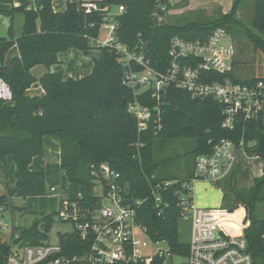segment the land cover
<instances>
[{
    "label": "trees",
    "instance_id": "trees-1",
    "mask_svg": "<svg viewBox=\"0 0 264 264\" xmlns=\"http://www.w3.org/2000/svg\"><path fill=\"white\" fill-rule=\"evenodd\" d=\"M83 1L66 0V9L56 11L53 0H43L40 10L14 6V0H0V3L12 4L11 9L0 11V24L2 17L11 18L8 36L0 37V77L12 91L9 102L0 100V180L9 155L14 157L17 168V174L5 182L6 192L0 196L1 208L14 209L11 199L15 196L46 194L45 172L30 168L35 156L46 154V135L60 143V168L69 183L79 186L81 200L87 204L97 202L91 175L93 165L108 162L120 172L122 180L129 183L134 195L146 196L150 182L180 178L162 172L167 158L156 160L159 142L179 138L194 140V146L187 154L197 156L209 153L213 144L222 137L238 140L244 134L247 142L258 139V132L264 131L262 113L251 120L240 118L234 130L225 129L222 126V107L214 98H195L189 91L173 86L162 94L161 128L150 126L139 129L138 119L128 111L127 102L124 101L131 100L134 92L122 82L124 66L115 46H93L91 42L93 37L99 35L106 13L101 10L87 12L82 7ZM93 1H97L101 7H125V11L116 16L119 21L118 41L132 50L144 45L152 66L160 70L169 64L168 50L173 36L191 39L205 36L218 26L227 27L230 33L233 25L244 27L237 18L243 0H234L231 11L221 14L212 23L191 22L186 25L159 21L153 15L158 7L157 0ZM172 7L168 3L167 11ZM167 11L160 13L165 16ZM17 14L24 16L23 32L19 37L14 34L13 26ZM251 25L253 30L244 27L246 36L257 50L264 53V0H254ZM14 45L18 46L20 56L6 65L5 55ZM72 47L84 53L93 47L100 51L90 74L65 79L62 72H47L38 79L31 72L35 65L50 67L58 63V53ZM134 69H138L137 66L134 65ZM209 74L213 79L225 76ZM230 76L242 83L264 81V75L242 78L231 73ZM36 82H40L45 91L41 96L27 93L28 88ZM139 99L145 104L155 103V98L150 95H141ZM246 152L249 155L257 154L255 146H246ZM237 175L235 165L218 185L224 186L223 199L231 202V207L238 204L246 207L247 217L251 221L245 230L249 251L254 264H264V217L258 215L259 205L264 203V166L262 176L255 178L250 187H238ZM173 194V190L163 192L164 199L170 201V205L161 216L156 214L153 201H147L141 209V220L152 238H165L175 253L186 255L189 247L179 239L181 213ZM243 212L241 208L222 216L234 233ZM55 215L56 212H51L39 219L42 228L38 227L35 235L27 228L20 229L22 238L30 244L44 243L49 237ZM60 244L63 254L73 255L87 249L90 240H83L76 231H70L60 235ZM7 252V243L0 241V264H6Z\"/></svg>",
    "mask_w": 264,
    "mask_h": 264
},
{
    "label": "built area",
    "instance_id": "built-area-1",
    "mask_svg": "<svg viewBox=\"0 0 264 264\" xmlns=\"http://www.w3.org/2000/svg\"><path fill=\"white\" fill-rule=\"evenodd\" d=\"M175 1L183 0H157L158 7L153 15L163 21L164 15L160 11H167L168 3L173 4ZM114 6L117 11H112V6L101 7L93 0H84L82 3L87 12L101 10L106 13L99 35L93 37L91 42L93 46H115L124 66L122 82L134 92L133 98L127 101L128 111L138 119L139 129L150 126L161 128L162 94L172 86L189 91L195 98H214L222 107V126L225 129L234 130L240 118L255 119L263 112L264 81L242 83L230 76L231 73L236 74L237 45L227 27L218 26L205 36L191 39L173 36L168 50L169 64L160 70L152 66L144 45L132 50L118 41L119 21L116 16L122 14L125 7ZM134 65L138 69H134ZM210 72L225 76L213 79ZM141 95H150L155 98V103H143L139 99ZM11 99L12 91L0 77V100L9 102ZM256 145L257 140L247 142L244 134L238 140L222 137L213 144L209 153H200L195 157L190 177L150 182L149 194L146 196L134 195L129 183L123 181L120 172L108 162L93 165L91 175L94 196L97 198L95 204L82 201L81 193L79 197L73 198L57 185L49 187L50 193L60 196L57 217L72 224L71 231H76L83 240H90L87 249L65 255L60 242L30 244L22 238L17 222L0 220V241L8 245L5 262L254 264L245 235L250 225L247 212L244 210L237 232L234 233L222 216L239 209L201 206L195 194L199 182L218 184L233 170L240 152H246V146ZM169 190H173L177 199L181 220L186 218L191 221V240L187 243L189 250L186 255L175 253L167 239L152 238L148 227L141 220V209L149 200L153 201L156 214H163L170 205V201L164 199L163 192ZM4 210L0 207V214Z\"/></svg>",
    "mask_w": 264,
    "mask_h": 264
},
{
    "label": "rangeland",
    "instance_id": "rangeland-1",
    "mask_svg": "<svg viewBox=\"0 0 264 264\" xmlns=\"http://www.w3.org/2000/svg\"><path fill=\"white\" fill-rule=\"evenodd\" d=\"M212 1L214 0H209V2ZM190 2H192V0H190ZM181 6L183 7L185 5L180 4L179 7ZM176 8H178V6ZM112 11H117V8L113 7ZM253 16L254 0H243L237 12V18L242 22L244 27H250L253 30L251 25ZM219 17L220 11H218V9H213L212 5L200 3L199 5L192 6L191 10L179 15H166L163 21L178 25H186L191 22L205 24L212 23ZM244 27L241 25H233V30L231 31L232 38L237 43L238 47L235 66L236 74L242 78L263 75L264 53L261 50H257L255 46L249 41ZM1 34L7 36L5 23L0 27V36ZM91 50H97V48L93 47ZM194 143V140L184 138L174 139L165 143L159 142L156 160L162 161L163 158H167V161L164 163L165 166H162V172L171 174L175 177H188L193 171L196 155L190 153L187 154V152L193 148ZM242 156L243 155L241 154L240 158H242ZM57 169L58 174L60 172V165ZM59 178V180L56 182H62V187L59 186L61 190L66 191L69 197H79L80 189L78 185L69 183L65 174L61 176L59 174ZM50 183H52L51 180L47 179V191L44 195L13 197L11 199V203L14 209L11 207L5 209L3 213L0 214V220L8 223L15 221L20 226V229H29L36 220L41 219L48 213L57 211L60 196L59 194H53L49 192ZM223 190L224 186H219L218 184L209 181L199 182L196 187L195 195L197 201H199L201 205L205 207L222 206L230 210L242 208L247 212L246 207L243 204H238L237 206L231 207V202L224 201ZM5 192V185L0 180V196L5 194ZM258 215L260 217H264V203L259 205ZM39 228L41 229L42 226L40 225ZM72 228V224L61 221L57 215H55L54 223L52 224L49 231V237L44 242L47 244H58L60 242V235L70 232ZM191 233V221L186 218L180 220L179 239L188 243L191 240ZM7 238L8 237H4V239ZM153 249L154 248H152V250Z\"/></svg>",
    "mask_w": 264,
    "mask_h": 264
},
{
    "label": "crops",
    "instance_id": "crops-1",
    "mask_svg": "<svg viewBox=\"0 0 264 264\" xmlns=\"http://www.w3.org/2000/svg\"><path fill=\"white\" fill-rule=\"evenodd\" d=\"M180 1L174 2L173 7L165 14L166 15H179L188 10H191L192 6L199 5L200 3H204L205 5H212L213 9H218L220 11V15L224 13H228L231 11L234 0H214L209 2V0H188L186 3H183L185 6L179 7V5H175ZM182 4V5H183ZM14 6H24L26 9L32 10H40L43 7V0H14ZM67 2L66 0H53V7L56 11H63L66 9ZM178 6V8H176ZM12 4L9 3H0V11L11 9ZM115 6H112V8ZM164 16V18H165ZM6 24V32L8 36V29L11 25L10 17H2V24ZM14 26V34L16 37H19L23 32L24 27V16L22 14H17L13 21ZM1 36H4V34ZM0 36V37H1ZM100 54V51L91 50L88 53H84L82 50L78 48H70L58 53L59 62L51 65L50 67L44 64H38L32 67L31 72L34 76L40 79L47 72H62L65 79L68 78H78L84 77L90 74L93 70L94 60ZM238 54V48H237ZM20 56V51L17 45L12 46L5 55V64L9 65L13 61L15 57ZM264 75V74H263ZM27 93L31 96H41L45 93L40 82L34 83L30 88H28ZM263 122H264V109L262 112ZM44 145L46 148L45 155L35 156L30 164V168L33 171H44L47 179H50L52 183L51 185H57L62 187V182L58 181L59 174L60 176L65 174L61 168L60 172L57 174L58 166L61 163V146L60 143L53 138L52 136L46 135L44 136ZM243 155L240 158V155ZM240 158V159H239ZM58 165V166H56ZM237 184L238 187H250L254 183V179L262 176L263 174V159L259 157L257 154L249 155L247 152H240L237 162ZM194 168V166H193ZM17 174L16 163L14 157L9 155L7 157L6 165L2 168V179L1 181L4 183L8 181L10 178L14 177ZM59 178V179H58ZM60 202V200H59ZM199 205L201 203L198 201ZM59 206V203H58ZM203 206V205H201ZM56 212V211H53Z\"/></svg>",
    "mask_w": 264,
    "mask_h": 264
},
{
    "label": "water",
    "instance_id": "water-1",
    "mask_svg": "<svg viewBox=\"0 0 264 264\" xmlns=\"http://www.w3.org/2000/svg\"><path fill=\"white\" fill-rule=\"evenodd\" d=\"M125 102H127V100H124ZM255 152L257 153V155L261 158H264V131H259L258 132V139H257V145L255 147ZM39 220H36L33 225L29 228V232L33 235H35L38 231V227H39Z\"/></svg>",
    "mask_w": 264,
    "mask_h": 264
}]
</instances>
